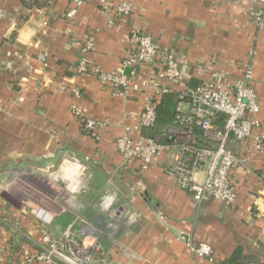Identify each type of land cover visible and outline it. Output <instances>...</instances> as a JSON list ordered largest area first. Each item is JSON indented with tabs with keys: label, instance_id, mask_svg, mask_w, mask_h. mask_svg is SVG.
I'll return each mask as SVG.
<instances>
[{
	"label": "crops",
	"instance_id": "1",
	"mask_svg": "<svg viewBox=\"0 0 264 264\" xmlns=\"http://www.w3.org/2000/svg\"><path fill=\"white\" fill-rule=\"evenodd\" d=\"M121 2L132 5L128 16L115 15ZM71 7L69 0H0V264H34L28 258L40 251L43 231L38 208L51 213V238L70 227L83 244L99 243L93 264H193L189 239L209 244L219 264L237 248L249 264H264V154L231 144L240 160L231 171L236 205L208 199L196 208L168 171L174 148L144 174L124 167L116 152V138L137 124L145 95L113 97L76 71L88 34L92 63L104 72L123 68L133 31L172 53L189 86L230 87L248 63L264 131V25L255 27L250 0H89L67 20ZM73 104L101 123L94 139L83 134Z\"/></svg>",
	"mask_w": 264,
	"mask_h": 264
},
{
	"label": "built area",
	"instance_id": "2",
	"mask_svg": "<svg viewBox=\"0 0 264 264\" xmlns=\"http://www.w3.org/2000/svg\"><path fill=\"white\" fill-rule=\"evenodd\" d=\"M89 0H69L72 7L66 19H72L76 10ZM100 5L106 0H98ZM238 4L241 0H225ZM253 8V22L257 29L264 25V0H250ZM133 10L129 2H121L115 8V15H128ZM132 52L126 58L123 68L114 72H104L91 62L94 48L91 34L83 38L78 47L77 74H87L108 88L113 97L129 98L144 94V102L137 124L124 126L123 132L115 140V149L124 167L134 166L139 174L147 173L160 165L162 153L170 148L176 150L174 164L168 169L175 184L190 194L193 205L198 208L208 199L224 205L234 206L237 202L236 188L231 181V171L239 158L231 149L237 143L244 153L251 151L264 154V131L258 119L260 107L257 94L251 86L253 74L251 66L242 65L239 78L232 86L203 81L195 87L182 83V68L175 56L161 48L149 34L133 31L129 36ZM46 67L45 56H39ZM129 74H125V69ZM144 68H150L145 73ZM175 94L188 110L177 115L175 122L162 129L157 137H149L143 132L152 129L157 119L159 99ZM79 90H73V97L80 98ZM22 102L23 98L18 97ZM73 117L83 124L85 130L95 132L101 126L96 120L86 117L83 109L71 106ZM222 117L220 125L217 120ZM199 134H197V132ZM95 135V134H94ZM164 139V142L161 141ZM243 162V160H242ZM203 174L201 181L198 175ZM18 182L13 177L5 188ZM109 205V203H107ZM35 217L43 227L40 251L28 258L34 264H93L100 252L97 241L83 244L66 229L60 238L53 239L45 228L51 218L47 208L35 210ZM187 249L193 264H219L213 248L203 242L191 239ZM0 249V260L2 252Z\"/></svg>",
	"mask_w": 264,
	"mask_h": 264
},
{
	"label": "trees",
	"instance_id": "3",
	"mask_svg": "<svg viewBox=\"0 0 264 264\" xmlns=\"http://www.w3.org/2000/svg\"><path fill=\"white\" fill-rule=\"evenodd\" d=\"M145 72V71H144ZM147 73V72H145ZM198 85V84H197ZM196 85V86H197ZM189 86V85H188ZM195 87V86H189ZM180 101L177 99V96L174 94H168L159 99L157 105V119L155 125L152 129H149L152 133L148 134L145 131V135L149 137H154L160 129L170 126L175 122L176 116L181 115L184 112L178 110V105ZM222 122V117L217 120V124L220 125ZM80 129L83 131V134L87 137L94 139L95 135L93 132L85 130L83 124H80ZM199 134L198 131H196ZM251 261L245 257L241 256V249L237 248L235 252L226 260L223 264H249Z\"/></svg>",
	"mask_w": 264,
	"mask_h": 264
},
{
	"label": "water",
	"instance_id": "4",
	"mask_svg": "<svg viewBox=\"0 0 264 264\" xmlns=\"http://www.w3.org/2000/svg\"><path fill=\"white\" fill-rule=\"evenodd\" d=\"M128 16V15H127ZM129 69L127 68V69H125V74H129Z\"/></svg>",
	"mask_w": 264,
	"mask_h": 264
},
{
	"label": "rangeland",
	"instance_id": "5",
	"mask_svg": "<svg viewBox=\"0 0 264 264\" xmlns=\"http://www.w3.org/2000/svg\"><path fill=\"white\" fill-rule=\"evenodd\" d=\"M173 164H174V162H173ZM173 166V165H172ZM54 195V194H53Z\"/></svg>",
	"mask_w": 264,
	"mask_h": 264
}]
</instances>
